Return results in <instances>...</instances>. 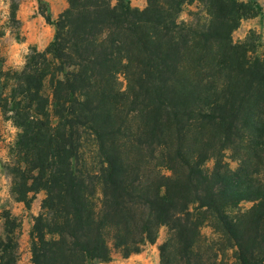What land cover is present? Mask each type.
<instances>
[{
	"label": "trees",
	"instance_id": "obj_1",
	"mask_svg": "<svg viewBox=\"0 0 264 264\" xmlns=\"http://www.w3.org/2000/svg\"><path fill=\"white\" fill-rule=\"evenodd\" d=\"M194 3L202 18L180 21ZM259 15L256 0H69L45 17L49 46L0 72L12 195H45L31 264L129 258L163 227L161 264H264V58L232 38ZM18 227L7 214L0 264H19Z\"/></svg>",
	"mask_w": 264,
	"mask_h": 264
},
{
	"label": "rangeland",
	"instance_id": "obj_2",
	"mask_svg": "<svg viewBox=\"0 0 264 264\" xmlns=\"http://www.w3.org/2000/svg\"><path fill=\"white\" fill-rule=\"evenodd\" d=\"M264 11V0H256ZM115 5L117 0H111ZM133 8L144 9L148 0H131ZM69 7V0H0V72L8 70H21L26 59L33 52L44 51L53 41L56 29L47 23L45 17L50 15L52 20L58 17ZM203 7L194 3L186 5L180 16V21L197 24L202 18ZM235 44L243 45L250 58H264V16L259 15L252 19L243 20L240 27L232 35ZM123 88L126 81L123 75L119 78ZM19 130L8 120L0 109V237L6 234L5 220L7 214L17 220L19 227L16 234L20 242L19 264H31L30 232L34 219L41 211L44 193L31 195V203L17 202L12 195V178L8 172L11 163V151L17 141ZM232 169H236L237 163H230ZM214 167V161L207 163L210 170ZM242 209L251 207L249 203H243ZM203 235L209 240H217L218 237L210 227L203 229ZM168 238V229L161 228L155 244H148L140 253L133 254L129 258H123L115 254L107 263L98 264H161L159 246ZM229 252L225 258L229 264H235Z\"/></svg>",
	"mask_w": 264,
	"mask_h": 264
}]
</instances>
